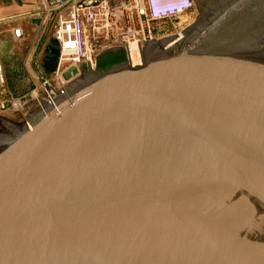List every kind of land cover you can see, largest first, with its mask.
I'll use <instances>...</instances> for the list:
<instances>
[{
  "label": "water",
  "instance_id": "1",
  "mask_svg": "<svg viewBox=\"0 0 264 264\" xmlns=\"http://www.w3.org/2000/svg\"><path fill=\"white\" fill-rule=\"evenodd\" d=\"M197 1L142 67L0 111V264H264V0Z\"/></svg>",
  "mask_w": 264,
  "mask_h": 264
},
{
  "label": "built area",
  "instance_id": "2",
  "mask_svg": "<svg viewBox=\"0 0 264 264\" xmlns=\"http://www.w3.org/2000/svg\"><path fill=\"white\" fill-rule=\"evenodd\" d=\"M196 9L194 0H41L36 14L47 24L59 45V65L54 73L64 83L68 69L85 63L97 66V57L111 48H123L133 68L144 64L145 42L178 36L168 48L184 38L182 32L193 22L177 23ZM17 39L23 38L15 29ZM39 81L46 92L52 79L38 70ZM5 88L4 68L0 62V94ZM16 100L0 101L6 110ZM20 103V102H19Z\"/></svg>",
  "mask_w": 264,
  "mask_h": 264
},
{
  "label": "crops",
  "instance_id": "3",
  "mask_svg": "<svg viewBox=\"0 0 264 264\" xmlns=\"http://www.w3.org/2000/svg\"><path fill=\"white\" fill-rule=\"evenodd\" d=\"M41 0H0V62L8 68L13 56L26 49L28 54L24 63H33L37 74L43 68L44 50L53 40V35L46 23L36 14ZM15 29H21L22 39L14 35ZM3 50V51H2ZM47 74V73H46ZM11 74H7L10 77ZM38 74V80H39Z\"/></svg>",
  "mask_w": 264,
  "mask_h": 264
},
{
  "label": "rangeland",
  "instance_id": "4",
  "mask_svg": "<svg viewBox=\"0 0 264 264\" xmlns=\"http://www.w3.org/2000/svg\"><path fill=\"white\" fill-rule=\"evenodd\" d=\"M198 16L199 11L196 7L191 15H189L187 18H181L178 22H193L194 24ZM27 54V50L23 49L22 53L17 52L16 56H13V60L9 61V58L7 57V63L10 62V64L8 65V68H4L5 88L0 94V101L16 100L21 104L25 101L35 98V94L42 95L46 93L45 89L42 87V84H40V81L38 80V74L33 63L32 65L29 61L28 63H24V59L26 58ZM70 69L67 71L70 76L68 80L64 79V83H61L55 74L44 73V76L48 79H52V89H55V91H60L70 84L69 81L72 80V77L74 76L72 73H70ZM7 74H11L10 77H7ZM79 74L80 72L74 77L77 78ZM48 91H50V88H48ZM13 106L16 105L11 103L7 109Z\"/></svg>",
  "mask_w": 264,
  "mask_h": 264
},
{
  "label": "trees",
  "instance_id": "5",
  "mask_svg": "<svg viewBox=\"0 0 264 264\" xmlns=\"http://www.w3.org/2000/svg\"><path fill=\"white\" fill-rule=\"evenodd\" d=\"M126 61V54L124 51H112L101 55L97 59V69L99 71L107 70L114 65L121 64ZM88 70L87 67H85Z\"/></svg>",
  "mask_w": 264,
  "mask_h": 264
},
{
  "label": "flooded vegetation",
  "instance_id": "6",
  "mask_svg": "<svg viewBox=\"0 0 264 264\" xmlns=\"http://www.w3.org/2000/svg\"><path fill=\"white\" fill-rule=\"evenodd\" d=\"M195 3H196V7H197V9L199 8V6H198V1L197 0H195ZM204 4V3H203ZM203 4H202V6H203ZM165 42V44H167V41H164ZM164 42H163V44H164ZM159 43L160 42H156V43H150V44H148L147 46H146V50H150L149 48H150V46H154V45H159Z\"/></svg>",
  "mask_w": 264,
  "mask_h": 264
},
{
  "label": "bare ground",
  "instance_id": "7",
  "mask_svg": "<svg viewBox=\"0 0 264 264\" xmlns=\"http://www.w3.org/2000/svg\"><path fill=\"white\" fill-rule=\"evenodd\" d=\"M167 46V45H166ZM77 76V75H76ZM77 78H75L74 76L72 77V80H70L69 81V83H71V82H74L75 80H76ZM37 96H39L38 94H35V97H37ZM18 104H20L19 102H17V104L16 105H18Z\"/></svg>",
  "mask_w": 264,
  "mask_h": 264
}]
</instances>
